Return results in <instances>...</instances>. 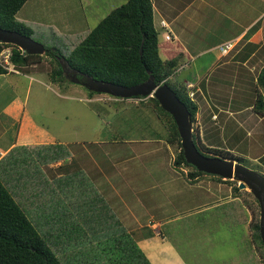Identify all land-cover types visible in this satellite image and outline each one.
<instances>
[{
  "label": "rangeland",
  "instance_id": "rangeland-1",
  "mask_svg": "<svg viewBox=\"0 0 264 264\" xmlns=\"http://www.w3.org/2000/svg\"><path fill=\"white\" fill-rule=\"evenodd\" d=\"M125 1L27 0L16 17L27 26L29 30L26 31L32 39L44 44L45 47L59 48L64 55H69L76 40L75 34L87 33L111 10ZM45 57L39 68L35 66L34 68L19 69L20 75L12 74L8 79L10 81L17 77L22 81L19 94L24 99L27 110L52 133L50 139L55 143L49 150L64 152L65 157L74 155L62 163L63 168L58 164L55 165L57 162L42 164V171L47 176L46 181H52L55 177L62 178L61 176L64 181L69 176L68 174L75 172L78 174L84 168L86 171L89 169L97 182L100 180L103 184L105 182L106 186H98L101 190L100 194L105 196V189L110 191L104 202L108 201L106 203L110 207L113 206L115 211L112 208L111 211L121 219L126 227L129 225L128 230L136 225L147 226L160 221L162 230L170 238V242L176 243L181 254L187 260V257L191 256L196 264H237L238 253L244 256L243 260L241 259L242 264H264L259 259L260 255L264 256V245L253 239L254 230L252 228V225L260 220V206L249 189L234 192L240 197L234 200L222 199L214 191L201 199H189L192 186L187 182H189L188 172L191 171V168L174 166V159L180 147L176 141L170 143L165 138L169 128L166 116L160 115L158 110L150 106L152 104L147 98L143 99L144 102H147L143 106L140 99L118 98L105 92L91 94L85 85L71 80L52 83L49 78L50 64L48 58ZM33 70H39L42 73L37 74ZM184 75V72L179 73V79L185 78ZM3 87L4 84L0 83V88ZM6 96L8 97L7 92L0 96V106L6 100ZM195 125L194 121V129L198 131V125ZM15 129L13 127L11 132H14ZM4 132L5 130L2 129L1 135L4 138L13 139L12 135L9 133L5 135ZM197 140L198 147L203 150L201 145L204 139L201 138V134ZM222 146L231 151L229 144L226 146L222 143ZM49 150L42 152V157L39 156L37 150H14L10 156L17 162L19 156L27 151V156H22L23 165L26 161L36 162L32 166H21V170L24 171L22 174L32 175L31 189L35 197L33 200H37L29 202L31 196L28 197V205L32 209L38 207L37 202H40L39 206H43L42 197L47 196L53 199L63 197L61 191L60 194L54 191V187L44 194L42 191H38V188L42 186L39 185L41 183L36 176V169L39 168V161L45 160L44 153ZM243 151L232 150L237 163L264 175V168L259 165L264 163V156H262L264 149L246 150L247 153H243ZM258 155L262 159L254 161ZM10 158L8 157L6 160ZM101 158L102 161L105 160L104 171H102L99 162L95 161ZM111 158L114 163L116 162L115 167H112L108 162ZM123 160L125 164H123ZM46 162L44 161V163ZM168 168L177 172L175 175L170 171L174 175L173 183L166 182V178L169 176ZM33 171L34 174H32ZM22 174L15 173L12 176L7 174V176H11V180L17 187V183L20 181L19 176ZM83 174L87 177L86 173ZM107 176L112 181L109 187ZM210 176L205 175L203 178L211 180ZM104 177L105 179H103ZM44 179L41 182H44ZM11 180L8 179L11 186L8 183L7 185L16 194L17 188H12ZM23 180L27 182V176ZM212 182L217 183L218 181H213L212 178ZM238 183V180H235L226 184L232 189V185H238ZM181 184L186 186L183 196L188 195L187 199H183V196L181 197L176 191L177 187L183 188ZM201 185L203 188L199 191L206 194L207 187L203 183ZM68 186L70 185H67V188ZM18 188L25 198L28 185L26 188L21 186ZM67 188L64 190L65 195H70V193L68 194L69 190L74 188ZM134 188L137 191L144 190L147 197L148 194H151V199H144L141 202L140 196ZM30 191L29 188L28 194ZM76 191H74L75 194ZM194 192H198L197 187ZM161 193L164 196L168 195V198H163ZM66 205L69 207H67L68 211H65ZM160 205L161 209H157ZM57 208L62 210V212H57L62 215L72 211L75 214L74 224L76 223V218H78L76 211L80 210L77 202L71 205L69 200H62V204ZM229 211L239 212V218L246 215L247 223L231 227L229 222L239 223L241 220H226L225 215ZM161 212L166 214L165 218L159 217ZM100 218H103V215ZM79 223L83 224L81 219H79ZM63 226L65 227L60 231L61 233L63 231L62 238L66 239L69 233H67V229L73 225L70 222H63ZM88 226L90 228H87L86 225L85 231L76 232L77 237L75 235L74 240L71 241L72 246L79 245V248L76 246L77 250L83 249L84 245L87 246L88 238L91 236L94 226L97 225L91 221ZM253 242L256 244L255 246ZM71 249L73 248L71 247ZM256 258L257 262L254 263L253 259ZM246 259H249V262H246Z\"/></svg>",
  "mask_w": 264,
  "mask_h": 264
},
{
  "label": "trees",
  "instance_id": "trees-1",
  "mask_svg": "<svg viewBox=\"0 0 264 264\" xmlns=\"http://www.w3.org/2000/svg\"><path fill=\"white\" fill-rule=\"evenodd\" d=\"M26 1L0 0V27L29 35L26 31L29 30L27 26L16 17ZM74 36H76V40L69 55H64L56 47H46V52L42 55L28 54L16 44L1 42L0 50L5 47L11 48V62L17 69L33 66L39 68L46 56L45 58H48L50 64L49 78L52 83L70 80L63 72L60 61L62 57L70 68L78 71V73L88 74L94 80L133 86L143 83L151 77L157 85H169L187 105L192 119L195 121L199 105L195 99L189 96V91L184 84H176L171 81L181 59L189 58V56L176 40L172 41L169 38L165 42H160L159 33L154 24L152 0H126L111 10L93 29L85 34L79 32ZM8 72V69L0 62V74ZM261 80L264 86V73ZM88 90L91 94L100 93L93 89ZM132 98L140 99L143 106L147 103L143 99L147 98L152 104L150 106L158 110L160 115L168 118L169 128L165 138L170 143L175 141L178 143L180 150L174 159V165L191 168V171L188 172V181L194 183L199 176H210V174L197 170L186 161L177 125L171 114L161 107L158 100L153 96H135ZM258 108L264 113L263 98L258 100ZM202 139H204L201 145L203 150L198 148L205 154L235 158L232 150L228 151L223 147L220 149L216 140ZM17 147L19 146L12 148L0 160V264H152L121 219L104 202L99 189L93 182L89 181L82 170H80L82 173L68 174L69 176L64 181L62 180L63 176H61L62 178L55 177L52 181H46L45 172L39 173L37 176L39 183H41L39 185L42 187H39L38 191H42L44 194L54 187V191L57 194H60L61 191L63 197L59 199L56 197L58 199L56 200L45 196L42 197L43 206H39L41 204L37 202L38 207H34V209L29 207L28 198L18 194L19 183L16 187L15 182L11 180V176L15 173L22 174L24 172L19 171L18 164L24 161L22 156H27L25 151L19 156L17 162L10 158L14 150L27 149L26 146H20L22 149ZM50 147L51 144L39 145L40 150L37 152L43 156L42 152ZM32 148L30 147V149ZM243 153H247V151L244 150ZM44 155L46 158L39 161V167L42 164L60 161L66 156L64 152L58 150H49ZM50 155L52 156L50 157ZM8 157L10 159L6 160ZM44 161L47 162L44 163ZM24 165L32 166V162L26 161ZM24 165L21 164L20 168ZM34 173L33 171L32 174ZM7 174L11 176L9 177ZM24 176L22 174L19 179ZM39 176L43 177L42 180L45 178L44 182L40 181ZM210 177L228 184L236 180L224 179L216 175ZM8 179L13 184L12 188H17V195L11 191ZM67 185H70L68 188H74L69 190L68 194L70 193V195H65L64 190H66ZM75 190H77L76 194L74 193ZM240 190L238 185H232L233 192L237 193ZM62 200H69L71 205L77 202L80 206V210L76 211L78 218H76L75 224L73 220L75 214L72 211L65 215L57 213L58 211L62 212V210H58L60 208H57L58 205L62 204ZM98 204H100L99 207ZM68 208L65 211H68ZM83 213L84 216H82ZM101 215L103 218H100ZM79 219L82 220L83 224L79 223ZM238 220H241L240 223L247 222L246 215L238 218ZM91 221L97 226H94L92 234L88 238L87 246L84 245L83 249L77 250L79 245L74 247L71 241L74 240L76 232L85 231L86 225L87 228H90L88 225ZM63 222H70L73 225L70 226L71 230L67 229V233H69L66 239L62 238L63 231L62 233L60 231L65 227ZM252 228L254 230L253 239L262 243L259 222H255Z\"/></svg>",
  "mask_w": 264,
  "mask_h": 264
},
{
  "label": "crops",
  "instance_id": "crops-1",
  "mask_svg": "<svg viewBox=\"0 0 264 264\" xmlns=\"http://www.w3.org/2000/svg\"><path fill=\"white\" fill-rule=\"evenodd\" d=\"M152 4L154 24L159 33L160 42H165L169 38L172 41L176 40L189 56V58L181 59L171 81L184 84L189 93H194L193 98L199 105L195 122L200 132L196 131L201 134V138H207L209 141L218 140L217 144L223 148L226 147L222 146V143L226 146L229 144L231 150H263L264 113L258 108V100L263 98L264 101V86L261 80L264 73V0H152ZM227 42H234L235 46L229 50H222L221 46ZM18 72L19 70L0 74V83L4 84V87L0 88V96L4 92L8 94L0 106L2 126V128L0 126V160L16 146L21 149L20 146H26L25 150H40L39 145L55 143L50 139L52 133L49 128L38 122L27 110L26 103L19 94L22 81L17 77L9 81L8 77L12 74L20 75ZM33 72L42 73L39 70H33ZM182 72L185 73V78L180 80L178 74ZM190 84L193 86L189 87ZM13 127L16 129L11 132ZM2 129L5 130L3 134L9 133L13 139L4 138L1 135ZM242 146L243 149H241ZM30 147L37 148L30 149ZM39 156L42 157L41 154ZM72 157H64L52 163L57 162L55 165L58 164L63 168L62 163ZM259 159L262 157L258 155L254 161H260ZM95 161L99 162L104 171L105 160L102 161L101 158ZM23 162H19L18 168ZM108 162L115 167L116 162L114 163L112 158ZM123 164H125L124 160ZM259 165L264 168V163ZM20 171L23 170L20 168ZM82 171L97 188L104 187L105 182L104 184L101 180L97 182L91 170L86 171L84 168ZM170 171L175 175L177 172L169 169V176L165 177L166 182L173 183L174 175ZM41 172H43L42 167L36 169V176ZM24 175L27 176L28 181L23 180L25 176L21 177L19 186L26 188L28 185L25 191L28 196L25 194V198L31 196V200L28 199L29 202H36L37 200H33L32 196V175L28 173ZM42 178H39L40 181ZM108 181L109 187L112 183L109 177ZM202 183L207 187L206 194L199 191L203 188ZM223 183L220 181L213 183L212 178L207 180L199 176L194 183L187 182L192 186L190 197L183 196L186 186L182 184L183 188L177 187L176 191L181 197L183 196V199L188 197L201 199L211 191L222 199L240 198L234 194L231 186ZM196 187L197 193L194 192ZM29 188L31 191L28 194ZM134 189L137 191L136 188ZM109 192L105 189L104 199ZM137 192L141 202L144 199H151V194H148V197L145 196L144 190ZM18 194L22 196L19 190ZM161 194L164 196L163 193ZM163 198H168V195ZM161 207L160 205L157 209ZM110 208L113 209V206ZM238 215L239 212L229 211L225 216L226 220L235 221L238 220ZM159 217L165 218L166 214L161 212ZM246 223L229 222V225L233 227ZM129 232L133 237L135 236L134 239L152 264H196L191 256H188L187 260L181 254L176 243L170 242V238L162 230L160 221L147 226L136 225L129 228ZM253 245L256 244L253 242ZM238 255L237 264H242L241 259L243 260L244 256L240 253ZM259 259L264 263L263 255H260ZM253 260L254 263L257 262V258ZM246 262H249V259H246Z\"/></svg>",
  "mask_w": 264,
  "mask_h": 264
},
{
  "label": "water",
  "instance_id": "water-1",
  "mask_svg": "<svg viewBox=\"0 0 264 264\" xmlns=\"http://www.w3.org/2000/svg\"><path fill=\"white\" fill-rule=\"evenodd\" d=\"M0 42L13 43L28 54H43L46 50L44 44L35 41L29 35L16 30H8L0 27ZM142 51V49H141ZM62 63L64 74L70 67L67 62ZM78 72V71H76ZM80 74L79 78L71 79L75 83H82L97 92H105L115 97L131 98L135 96H153L161 107L173 117L181 138V147L186 161L197 170L210 175L220 176L224 179L238 180L240 189H249L255 196L260 206V236L264 245V175L249 169L234 158L224 159L221 156L206 155L201 152L194 138L193 119L187 105L178 97L174 90L167 84L157 85L153 78L133 86H124L94 80L88 74Z\"/></svg>",
  "mask_w": 264,
  "mask_h": 264
},
{
  "label": "clouds",
  "instance_id": "clouds-1",
  "mask_svg": "<svg viewBox=\"0 0 264 264\" xmlns=\"http://www.w3.org/2000/svg\"><path fill=\"white\" fill-rule=\"evenodd\" d=\"M20 32V31H19ZM1 43H4V42H1ZM13 44V43H12ZM234 46H235V44H234ZM233 46V47H234ZM19 47V46H18ZM222 49V48H221ZM232 49V48H231ZM9 51L11 54H12V52H11V48L10 47H5V48H2V50H0V62L2 63V61H1V58H2V54H1V52H3V51ZM24 51V50H23ZM45 52H46V50H45ZM44 52V53H45ZM43 53V54H44ZM40 55H42V54H40ZM62 60H63V57L61 58ZM60 59V60H61ZM63 62H66V61H64L63 60ZM3 64V63H2ZM3 66H4V64H3ZM5 68H7L8 69V71H17V70H19V69H17L15 66H14V64L11 62V55H10V63H9V66L8 67H6V66H4ZM17 69V70H16ZM68 69H72V68H68ZM66 75V74H65ZM193 86V85H192ZM192 86H189V87H192ZM191 93V92H190ZM190 93H189V96H190ZM191 98H193V96H190ZM194 99V98H193ZM193 129H194V121H193ZM199 136V134H198V132L196 131V129H194V138H195V140H196V144H197V146H199V144H198V140H197V137ZM202 152V151H201ZM204 153V152H203ZM207 155V154H206ZM213 156H215V155H213Z\"/></svg>",
  "mask_w": 264,
  "mask_h": 264
},
{
  "label": "built area",
  "instance_id": "built-area-1",
  "mask_svg": "<svg viewBox=\"0 0 264 264\" xmlns=\"http://www.w3.org/2000/svg\"><path fill=\"white\" fill-rule=\"evenodd\" d=\"M233 46H234V42H227V43L223 44L221 46V48H222V50H229V49L233 48ZM1 54H2V58H1L2 63L4 64V66L8 67L9 63H10L11 53L7 50V51L1 52ZM189 86H192V85L190 84ZM193 95H194V93L191 92L190 96H193Z\"/></svg>",
  "mask_w": 264,
  "mask_h": 264
},
{
  "label": "flooded vegetation",
  "instance_id": "flooded-vegetation-1",
  "mask_svg": "<svg viewBox=\"0 0 264 264\" xmlns=\"http://www.w3.org/2000/svg\"><path fill=\"white\" fill-rule=\"evenodd\" d=\"M68 79H73V78H79V80L81 79L83 81L84 77H82V75L80 76V74H78V72H76V70L73 69H68L67 70V74H66ZM72 81V80H71ZM86 86V85H85ZM87 87V86H86ZM89 88V87H87ZM90 89V88H89ZM100 93H104V92H100ZM110 95V94H109ZM132 98V97H131Z\"/></svg>",
  "mask_w": 264,
  "mask_h": 264
}]
</instances>
